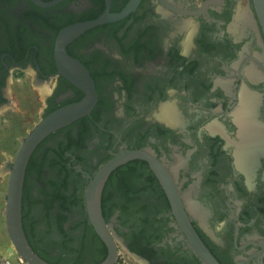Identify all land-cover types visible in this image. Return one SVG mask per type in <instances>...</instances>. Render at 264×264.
<instances>
[{
	"label": "flooded vegetation",
	"instance_id": "flooded-vegetation-1",
	"mask_svg": "<svg viewBox=\"0 0 264 264\" xmlns=\"http://www.w3.org/2000/svg\"><path fill=\"white\" fill-rule=\"evenodd\" d=\"M104 16L58 55L62 30ZM87 74L90 111L28 161L34 251L52 264L103 261L86 191L104 164L138 152L102 189L122 240L115 264L120 246L140 264H205L151 162L220 264H264V32L253 0H0V130L84 101Z\"/></svg>",
	"mask_w": 264,
	"mask_h": 264
},
{
	"label": "water",
	"instance_id": "water-1",
	"mask_svg": "<svg viewBox=\"0 0 264 264\" xmlns=\"http://www.w3.org/2000/svg\"><path fill=\"white\" fill-rule=\"evenodd\" d=\"M253 2L259 22L264 32V0H253ZM125 13L112 17L111 19L122 17ZM106 20L107 17L104 16L94 22L77 24L62 30L57 39L58 55L68 58L65 51L67 43L73 40L85 29L101 24ZM85 82L88 86V97L80 103L62 107L50 115L43 117L41 121H39L34 128L29 131L28 135L21 139V144L15 158L12 161L9 160L7 162L9 180L7 192L5 194L6 206L4 215L6 229L16 252L25 260L26 264H52L44 260L34 251L27 239L23 227V186L28 161L35 147L49 134L69 125L90 111V107L92 105L90 95L91 93L94 94V86L88 74L86 75ZM139 156L142 155L138 152H126L108 161L100 168L95 178L91 181L89 187L87 188L86 203L90 222L97 235L105 242L108 249L106 258L98 264H115L118 255L117 240L122 241L115 233L110 231L103 217L101 195L104 182L109 174L117 167ZM151 163L155 168L158 178L168 193L173 205L174 214L176 215L178 222L185 232L191 246L205 264H220L192 227L189 218L182 207L178 193L175 190V187L171 184V179L165 169L158 163Z\"/></svg>",
	"mask_w": 264,
	"mask_h": 264
},
{
	"label": "rangeland",
	"instance_id": "rangeland-1",
	"mask_svg": "<svg viewBox=\"0 0 264 264\" xmlns=\"http://www.w3.org/2000/svg\"><path fill=\"white\" fill-rule=\"evenodd\" d=\"M13 100V98H12ZM13 111V110H12ZM11 112V111H10ZM41 118V114H37L32 119L30 125L24 128H10L5 127L0 130V258L2 263L11 262V264H20L19 257H21L15 250L6 229L5 222V206H6V192L9 180V170L7 169V162L13 160L21 144V139L24 138L32 126H35ZM3 116L0 117L2 121ZM0 122V125H3ZM120 254L118 256L117 264H140L131 254H129L123 247L119 248ZM61 264H67L66 259H55ZM83 261H78L81 264ZM76 263V264H77Z\"/></svg>",
	"mask_w": 264,
	"mask_h": 264
},
{
	"label": "built area",
	"instance_id": "built-area-1",
	"mask_svg": "<svg viewBox=\"0 0 264 264\" xmlns=\"http://www.w3.org/2000/svg\"><path fill=\"white\" fill-rule=\"evenodd\" d=\"M19 261L20 264H26L25 260L22 257H19ZM2 264H11V262H6V263L3 262Z\"/></svg>",
	"mask_w": 264,
	"mask_h": 264
},
{
	"label": "bare ground",
	"instance_id": "bare-ground-1",
	"mask_svg": "<svg viewBox=\"0 0 264 264\" xmlns=\"http://www.w3.org/2000/svg\"><path fill=\"white\" fill-rule=\"evenodd\" d=\"M252 70V69H251ZM7 169H8V166H7Z\"/></svg>",
	"mask_w": 264,
	"mask_h": 264
}]
</instances>
